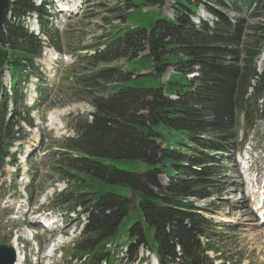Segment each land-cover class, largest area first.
I'll use <instances>...</instances> for the list:
<instances>
[{"label":"trees","instance_id":"trees-1","mask_svg":"<svg viewBox=\"0 0 264 264\" xmlns=\"http://www.w3.org/2000/svg\"><path fill=\"white\" fill-rule=\"evenodd\" d=\"M139 1L140 5L125 0L130 12L122 16L124 20L137 21V8L148 6L147 0ZM180 1L183 11L179 9L174 20L159 16L146 29H117L108 36L104 49L92 57L96 63L125 60L129 64L147 50V61L158 67L159 77L168 67L173 69L165 83L147 89L131 86L140 76L133 79L136 70L129 67L133 72L108 68L79 76L80 85L87 88H93L96 81L114 83L109 95L105 86L90 90L68 87L80 100L89 102L93 113L89 120L78 117L71 123L74 135L61 142L58 163L51 169L67 183L66 190L54 197L55 205L65 209L80 206L89 212L87 239L81 249L115 240L121 225L132 222L130 235L160 264H212L205 251L214 250L213 245L203 248L199 241L212 223L194 213L193 203L187 200H204L212 195L211 190L220 189L225 177L224 155L240 147L239 130H248L258 117L264 71L258 77L255 59L264 49V0L226 2L233 13L255 20L254 26L242 19L233 22L227 14L206 8L216 22L198 28L188 17L197 8L189 0H185L187 5ZM201 1L226 5L225 0ZM33 11L44 29L47 16L43 7H34L33 0H12L7 9L11 18L4 19L0 32V77L7 68L14 106L7 121L0 116V171L12 143L13 127L19 123L18 110H24L20 83L25 76L21 72L28 68L34 73L33 61L40 54L39 42L13 20ZM43 31L60 51L58 31ZM253 80V94L247 97ZM3 95L5 112L7 95ZM240 115L245 121L242 124ZM25 121L32 124L29 118ZM29 176L32 184L27 191L32 197L36 176ZM162 176L168 178L166 187L159 182ZM135 192L137 205L128 210V197ZM136 210L138 215L131 214Z\"/></svg>","mask_w":264,"mask_h":264},{"label":"rangeland","instance_id":"rangeland-1","mask_svg":"<svg viewBox=\"0 0 264 264\" xmlns=\"http://www.w3.org/2000/svg\"><path fill=\"white\" fill-rule=\"evenodd\" d=\"M131 1L140 5L139 0ZM49 2L52 5V12H54V7H60L59 3H55L56 0H49ZM180 2L183 5L188 4L185 0ZM196 2L201 4L198 8L199 17L211 21L213 17L209 14L211 17L210 19L205 13L206 7L200 0L193 1L192 4L189 1L191 5H197ZM146 3L148 7L142 10H140V7L137 8V25L143 28H148L152 21L159 19V16L174 19L178 15L176 8L177 10L178 8L182 9L178 5L177 0H147ZM149 3H151V5ZM73 4H75V2ZM210 6L217 9V11L227 14L233 19V22L242 19L248 26H254L256 23L255 20L241 18L243 16L233 13L229 7L223 9L214 5ZM62 10H64V8ZM129 12L130 11H127L125 7V0H81L80 6L73 13L69 12L67 15L62 14L55 23V27L58 29L60 35L61 52L67 56L68 63L62 65L53 76L49 78L47 91L42 92V100L37 110L38 119L41 123L37 128L38 138L35 136L33 142H26L19 149L18 152L20 153L17 156L20 169L19 176L16 178L13 177L16 173L15 169L11 166H7L4 173L0 174V202H2L0 205V218L3 216L1 210L8 205L7 211H11L13 218L17 221V226L12 231L7 229V227H1L0 238L3 237L5 241L13 243V234L15 230L18 229L22 231V236L24 235L25 238H29L30 234H36V244L33 243L31 246L27 245L26 240L23 238L17 240V242L23 243L26 259L27 256L31 259L29 264L36 263V259L39 260L40 257L41 264H70L68 250L58 251L50 260L46 257L49 253L47 252L45 254L51 240L58 235L59 230L46 232L42 235L39 227H37L35 223L38 219H36L35 216L27 217L31 212L36 213L43 211L45 214L48 212V209L51 207L50 202L54 191L51 188L53 183L54 187L56 186L59 191L65 187L66 182L62 181L59 176L52 171L51 166L58 163V153H60L58 151L60 150L61 141H63L65 137L73 135L70 128L71 125H69L70 120L73 122L78 117H85L89 120L88 115L93 112L89 102L80 100L78 98V93L74 90L70 92L68 87L90 90L105 86L108 95L112 94L110 88L114 86V83L105 85L102 82L96 81L93 88L80 85L79 76L83 78L85 76H90L93 72L108 68L120 69L126 73L133 72L130 68H134L136 71H140L139 74L150 75L147 77L140 76L130 82L131 86L145 89L159 87L161 83H165L168 77L173 74V69L168 67L166 73L160 78L158 76L159 72H155L157 66L147 61V50L139 53L136 59H141L142 61L130 62L129 64L125 60L102 64L96 63L94 59L90 58V56L94 54L96 48L102 49V45L106 42L110 34L119 28L128 26L126 19L124 20L122 16ZM192 20L197 22L198 17L194 16ZM247 34H252V32L248 30ZM263 54L264 50H262L260 56L255 59L257 72L263 71L264 69V67L260 69V59ZM262 66H264V64ZM155 74H157V80L154 77ZM193 76L195 75H189L187 77L193 78ZM91 91L93 95L96 94L93 90ZM84 92L87 93V91ZM57 111L62 112L60 117L63 123V129L56 130V132L48 128L46 122L49 114ZM26 156L29 157L30 164L33 166L32 172L34 174L38 172L40 175L39 186L45 191L43 194V191H37L40 197L32 208L27 201H24L26 192L23 187L28 181L29 172V164L27 163L28 157L26 159ZM24 157L25 159L23 161ZM237 161L238 157L236 155H234L230 161H226L225 164L227 168L223 169V173L226 176L224 179L226 183L221 185L220 189L215 193L211 190L212 195L208 197L207 201L204 203L194 202L196 205L202 204L204 206H208L210 203L208 209L214 213L210 214L209 211L205 214L206 218L213 222H219L229 226L230 231H224L222 227H218L209 233L210 236H214L213 242L215 243L217 252L222 255L223 260H227L229 264H264V224L259 223L252 210L253 204L252 201L248 199L249 197L246 196L247 187L244 185V180L239 172ZM159 182L165 187L169 185L168 178L163 176L160 177ZM14 187H19V194L12 190L8 192V189H13ZM4 193H6V195L2 198ZM134 197V194L129 196V198ZM190 201H193V199H190ZM27 206L29 207L28 209ZM52 211L56 212L55 210ZM131 214L138 215V212L136 210ZM217 216L227 221H218L216 220ZM131 225L132 222L123 223L115 240L132 245L130 238L127 240V235L130 234V232L127 231ZM147 239L148 242L152 244L151 234L147 235ZM60 255L61 257H59Z\"/></svg>","mask_w":264,"mask_h":264},{"label":"water","instance_id":"water-1","mask_svg":"<svg viewBox=\"0 0 264 264\" xmlns=\"http://www.w3.org/2000/svg\"><path fill=\"white\" fill-rule=\"evenodd\" d=\"M12 0H0V32L3 27V21L5 16V11L7 10L10 2ZM134 198L130 199L133 205H136V196L137 193L134 194ZM15 260V256L13 251L9 247L1 246L0 247V264H13Z\"/></svg>","mask_w":264,"mask_h":264},{"label":"bare ground","instance_id":"bare-ground-1","mask_svg":"<svg viewBox=\"0 0 264 264\" xmlns=\"http://www.w3.org/2000/svg\"><path fill=\"white\" fill-rule=\"evenodd\" d=\"M58 2H60V4H61V7L63 6V3H62V1L61 0H58ZM72 5H74L73 3H72ZM71 8V6L70 7H68V8H64V10H66V11H70V12H74V9L72 8V9H70ZM264 64V54L262 55V57H261V59H260V66H262ZM57 114V112H53V113H51L50 114V120H52V119H54V116ZM57 132V131H56ZM253 186L254 185H251V187L249 188L248 187V194L246 195L247 197H250V195H252L253 196V200H254V206L256 205V204H258L259 203V201H262L261 199H260V197H259V192H255L254 191V189H252L253 188ZM262 203H260V205H261ZM218 221H227V220H224L223 218H218ZM262 223V222H261ZM263 224V223H262Z\"/></svg>","mask_w":264,"mask_h":264}]
</instances>
